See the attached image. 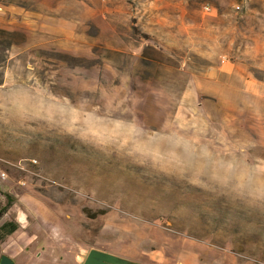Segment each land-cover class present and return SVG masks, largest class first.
<instances>
[{
	"label": "rangeland",
	"instance_id": "374dc122",
	"mask_svg": "<svg viewBox=\"0 0 264 264\" xmlns=\"http://www.w3.org/2000/svg\"><path fill=\"white\" fill-rule=\"evenodd\" d=\"M65 99L84 104L71 122L98 144L119 139L115 124L99 119L108 115L177 130L198 152L229 159L236 147L238 160L264 159V0H0L4 202L28 193L54 210L70 264L92 248L138 264L187 252L264 264V214L20 126L18 113L32 129L49 116L59 122ZM156 159L171 167L173 154Z\"/></svg>",
	"mask_w": 264,
	"mask_h": 264
},
{
	"label": "clouds",
	"instance_id": "9594fccd",
	"mask_svg": "<svg viewBox=\"0 0 264 264\" xmlns=\"http://www.w3.org/2000/svg\"><path fill=\"white\" fill-rule=\"evenodd\" d=\"M52 100L60 103L55 97ZM77 104L79 107L72 106L65 99L62 109L64 119L57 122L49 116L44 120V126L37 129L28 127L24 123L27 119L18 113L20 126L29 131L55 132L58 136L90 144L106 155H115L117 159H126L138 166L151 167L166 177L210 193L214 198L223 197L243 209L264 214V159L252 160L245 153L238 160L235 152H243V149L236 147L228 155L229 159L206 149L198 152L197 144L177 130L164 126L162 130L146 129L135 118L124 120L108 115L100 116L99 119L112 121L119 132V139L114 144H98L90 139L89 133L71 122L72 116L85 110L84 104ZM92 111L99 112V109ZM4 122L8 123L7 120ZM163 151L173 154L171 167L160 166L156 159L157 153Z\"/></svg>",
	"mask_w": 264,
	"mask_h": 264
},
{
	"label": "crops",
	"instance_id": "0c3cea01",
	"mask_svg": "<svg viewBox=\"0 0 264 264\" xmlns=\"http://www.w3.org/2000/svg\"><path fill=\"white\" fill-rule=\"evenodd\" d=\"M10 196L4 202L0 190V210L5 208L0 217V259L5 256L13 264H70L72 244L65 240L62 247L52 226L57 222V213L28 193ZM186 254L160 264H224L210 263L197 252Z\"/></svg>",
	"mask_w": 264,
	"mask_h": 264
},
{
	"label": "water",
	"instance_id": "95a60500",
	"mask_svg": "<svg viewBox=\"0 0 264 264\" xmlns=\"http://www.w3.org/2000/svg\"><path fill=\"white\" fill-rule=\"evenodd\" d=\"M0 264H13L9 258L3 256L0 259ZM82 264H138L129 262V260L112 255V253L96 250L92 248L86 254Z\"/></svg>",
	"mask_w": 264,
	"mask_h": 264
},
{
	"label": "built area",
	"instance_id": "2783aa9c",
	"mask_svg": "<svg viewBox=\"0 0 264 264\" xmlns=\"http://www.w3.org/2000/svg\"><path fill=\"white\" fill-rule=\"evenodd\" d=\"M203 10L206 13H210L212 11V8L206 5V6L203 7Z\"/></svg>",
	"mask_w": 264,
	"mask_h": 264
},
{
	"label": "trees",
	"instance_id": "16d2710c",
	"mask_svg": "<svg viewBox=\"0 0 264 264\" xmlns=\"http://www.w3.org/2000/svg\"><path fill=\"white\" fill-rule=\"evenodd\" d=\"M4 212H5V208L0 210V217L3 215Z\"/></svg>",
	"mask_w": 264,
	"mask_h": 264
}]
</instances>
